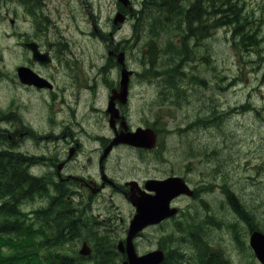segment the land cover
Masks as SVG:
<instances>
[{
    "label": "rangeland",
    "instance_id": "1",
    "mask_svg": "<svg viewBox=\"0 0 264 264\" xmlns=\"http://www.w3.org/2000/svg\"><path fill=\"white\" fill-rule=\"evenodd\" d=\"M75 1L73 7L76 20L69 29L74 46L70 51L79 57L70 62L73 68L69 75L74 83L72 88L69 87L67 90V99L69 104H75L73 110L77 113L74 118L73 112L65 108L63 113L58 114V122L68 121L76 132L75 137L78 134L81 136L78 142L82 154L71 161L72 165L67 170L84 174L88 169V174L94 179L96 175L93 174L92 165L89 166L87 161L90 159L94 162L101 155V141L96 137L106 135V132L101 129V123H96L97 116H94L95 112L91 110V106L95 105L96 94L100 101L97 106L102 105L103 96L109 93L110 87L116 83L114 81L118 80V72L113 73L106 67V71L97 74V65L105 63L99 61L95 54H101L102 50L101 46L89 36V29L97 21L103 29L112 34L117 26H121L115 31L117 37L131 39L128 42L122 40L126 45L138 39L137 48L140 57L146 52L143 49L146 46L143 44L145 40L152 41L150 50H153L154 46L163 45L167 40H171L169 44L173 43L177 36H173L174 32L169 31L155 35L160 30L155 26L152 29V39H146V27L150 18H153L154 22L155 19L159 20V26L168 28L169 25L164 21V12L158 13L154 8L149 14L143 5L140 7L142 0H129L126 6L128 19L123 24H117L115 28L111 27V20L114 18L115 9L118 6L123 7L120 2L117 0L87 2L86 5L91 12L89 23V19L86 18L87 10L82 9L83 4L78 3V0ZM237 2L243 18L250 26L249 30H253L257 35V47H247V50L241 49L240 46L234 47L228 37L230 31L228 28H214L210 33L214 35L216 32L217 37L211 36L203 41V45L200 43L202 45L199 48V54L202 56L200 66L184 64V76L173 69L175 62L170 65L164 64L163 70L167 72L163 79L156 74L155 65L148 66L147 58L142 62V59L135 56V59L125 61L127 68L134 70L136 76L130 87L128 110L130 126L144 127L146 123H153L163 128L173 127L182 123L183 119L191 118L192 112L200 113L199 108L204 107L205 103L212 104L216 116L215 126L211 131H208L207 127L200 128L203 123L196 121L195 138L197 139L193 142L190 139L192 137L188 135L178 146H171L172 141L169 147L164 143L165 146L163 145L155 155L146 154L132 147L117 148L111 153L104 172L111 179L117 178V183L120 185L132 178L149 179L174 173L182 176L195 193L194 197H183L177 205H173L180 210L177 217L148 228L134 241L138 254L152 251L158 248V245H161L165 252L169 251L170 246L166 239L177 238L179 230L185 228L191 216L193 218L190 223L199 218L211 217L217 220L222 217L223 223L234 221L233 223L239 228V240H243V248H240L235 241L230 225L218 230L207 224L209 227L206 226L204 229L203 239L222 250L231 264H259L248 246V237L250 231L258 230L264 233V0H237ZM142 8L143 12L139 13ZM172 16L175 21L179 15ZM181 20L183 22V17ZM4 26L0 24V53L6 59L7 54H12L15 48L4 38L3 34L10 32L8 28H3ZM5 44L8 45L6 48H4ZM130 53L133 56L136 52L130 47ZM171 53L174 54V50H171ZM188 53L192 57V52ZM151 55L153 56V53ZM181 56L182 51L178 50L172 58L178 57L179 60ZM154 59L156 63L164 60L158 53ZM15 64L18 63L9 60L0 61V71L11 69ZM82 78L87 82L86 91H81V84L78 83ZM166 80L177 85L178 96L175 101L170 100ZM59 87H63L62 83ZM96 90L98 92L95 94ZM4 96L5 85L0 81V109L5 107ZM172 103H179L176 105L178 108L172 107ZM245 104H248L249 108L244 109ZM79 109L89 119H82ZM22 116L32 130L37 132L35 138L27 139L23 133L24 128L17 137V143L25 152L41 156V159L30 163L31 170L35 175L55 177L52 158H55L56 142L52 143V137L45 139L44 136L48 134L52 136V131L60 130L62 126L52 124L49 119L50 111L44 113L41 118L36 116L35 109L31 113L26 112L25 109L22 110ZM80 123L84 124V130L80 129ZM187 150L201 154L198 153L191 160H182V154ZM189 161L190 165L185 168ZM74 194H76L73 198L75 207L84 206L79 208L88 212L86 219H95V231L98 236H113L115 244L125 237L128 221L133 214L127 200L110 188L90 198L87 191H80L79 195L77 192ZM40 204L39 200H34L25 202L22 208L25 212H29ZM225 205H228V210ZM226 215L228 218H224ZM101 228L110 229V232H99ZM88 235L91 234L89 232L81 234L75 250L80 249L82 241H87L92 248L90 241L85 239ZM183 235L180 236L185 238ZM188 248L189 246L183 248L185 255L191 254ZM122 260H117L116 264H121Z\"/></svg>",
    "mask_w": 264,
    "mask_h": 264
},
{
    "label": "trees",
    "instance_id": "2",
    "mask_svg": "<svg viewBox=\"0 0 264 264\" xmlns=\"http://www.w3.org/2000/svg\"><path fill=\"white\" fill-rule=\"evenodd\" d=\"M143 7L149 14L154 8L158 13L164 12V21L169 25L168 28L159 26V20L155 19L154 22V19L150 18L146 27V39H152V29L155 26L160 29L155 35L169 31L174 32L173 36H177L173 43L169 44L171 40H167L163 45L154 46L153 50H150L152 41L143 42L147 50L142 62L147 58L148 66L155 65L156 74L163 79L167 72L162 68L164 64L175 62L173 69L182 76L185 75L184 64L200 66L202 56L199 54V48L205 39L217 37L216 32L214 35L210 33L214 28H228V37L234 47L240 46L241 49L247 50V47L258 46L257 35L253 30H249L250 26L243 18L237 0H145ZM141 12L143 10L139 11ZM172 15L179 16L173 21ZM171 50H174V54L181 50V58H172L174 54ZM189 51L192 52V57L189 56ZM157 53L163 57V62H155L154 56ZM166 86L169 88L170 100H177V85L171 81ZM178 104L172 103L171 106L177 109ZM245 106L244 109L249 108L248 104ZM150 127L157 135L156 146L151 152L163 148V142L165 138H169L167 134L170 132L179 136V139L188 136L184 127L178 128V124L171 129L153 123ZM193 132L194 129L189 130V134ZM13 138L14 136L8 140L3 129H0V264H116L122 255L116 251L113 236H98L95 231V219H86L88 212L79 208L84 206L75 207L67 198L72 195V184L56 183L50 175H35L27 165L30 159L8 147L14 143ZM198 153L200 152L184 151L182 160L197 156ZM34 200H39L40 206L25 212L22 205ZM225 208L228 210V205H225ZM192 218L193 216L184 229L179 230L177 238H167L172 248L162 264H231L222 250L203 239L202 233L206 226L209 227L207 224L218 230L230 225L235 241L243 248V240H239V228L234 221L223 223L222 217L217 220L207 217L190 223ZM109 230L101 228L99 232H110ZM84 232L91 234L85 239L90 241L93 250L87 257L79 255L75 250ZM181 234H184L185 238L180 236ZM184 246H189L191 254H184ZM3 250L7 252L4 253Z\"/></svg>",
    "mask_w": 264,
    "mask_h": 264
},
{
    "label": "flooded vegetation",
    "instance_id": "3",
    "mask_svg": "<svg viewBox=\"0 0 264 264\" xmlns=\"http://www.w3.org/2000/svg\"><path fill=\"white\" fill-rule=\"evenodd\" d=\"M73 2L76 1L0 0V24H4L6 27L4 26L3 28H8L10 31L9 33L3 34V36L15 48L12 54H7L6 59L0 53V61L9 60L18 63L11 69H3V71H0V81L5 85V107L0 109V127L3 129L4 135L8 140H11L14 136V143L8 147L25 156V151L17 143V137L24 128L23 133L27 139L35 138L37 136L35 133L37 132L33 131L30 125L25 122L22 116V110L26 109V112L30 111L31 113L35 109L36 116L41 118H43L44 113L47 114L50 111L51 117L49 119L52 124L62 126L60 130L52 131V136L49 134L44 136L45 139L52 137V143L56 142L54 149L55 158H52V164H54L56 170V182L72 181L76 186V191L79 193L80 191H87L89 198L92 194L100 195L104 193L106 188H110L129 202L132 199L140 197V195H144L145 179L132 178L130 181H125L120 185L117 183V178L112 177L111 179L104 174L105 164L109 161L111 153L117 148L130 147L125 143H114L116 139L138 128V126H130L129 122L130 92L128 91L126 102L121 103L117 97L119 93L118 83H114L110 87L109 93H105L100 107L97 106L100 104V101L98 100L99 96L96 94L98 92L96 90L95 105L91 106V110L95 112L94 116H97L96 123H101V129L106 132V135H102L101 137L97 136L96 139L101 141V149H104L108 144L111 146L112 149L109 155L103 160H100L101 155H99L94 162L88 159L87 162L89 166L92 165L91 169L94 170L93 174L96 175L94 179H92L93 176L88 174V169H86L84 174H76L67 170L72 165L71 161L77 155L82 154L80 143L78 142L81 136L78 134L75 137L76 132H74L71 127L72 124L68 121L58 122V114L60 112L63 113L65 108H69L73 112L74 118L77 113V111L75 112L73 110L75 104H69L67 99V90L69 87L72 88L74 83L69 75L73 68L70 62L72 59L79 57L70 51V48L74 46V42L69 34V29L73 27V22L76 20ZM77 2L83 4L82 9L87 10L86 18L89 19L90 23L91 12L88 10L86 4L87 2H91V0H78ZM97 7L99 6L97 5ZM118 13L123 15L125 18L124 22H126L128 19L126 8L118 6L115 9L114 15ZM111 23V27L115 28L117 26V24L113 23V20H111ZM120 27L117 26L112 34L103 29L99 21H97L89 29V36L101 46L102 50L101 54H95L98 56L99 61L105 63L97 65V74L102 72L103 69L106 71V67L111 72L116 73L119 71L121 66L117 61L120 53L123 54L124 59L122 65H125L126 59H135V56L141 59L137 48L139 44L138 39H135L133 43L130 42L127 46L124 41L128 42L131 39L128 40L126 37L125 39H120L116 35L115 31ZM86 36H88L87 33ZM122 40L124 41L122 42ZM7 46L5 44L4 48ZM130 47L136 52L133 56L130 53ZM18 68L25 72L22 78L18 75ZM127 69L130 70V68ZM133 77L134 74L132 72L128 90L131 87ZM60 83L63 85L62 88L59 87ZM78 83L81 84V91H86L87 82L82 78L79 79ZM38 84L41 85L37 86ZM112 96L114 97L112 100L113 114H110L107 112L106 107ZM83 114L80 111L82 119H89L87 115ZM83 123H80L79 126L81 130H84ZM65 153L67 154L64 157ZM36 157L33 156V158ZM38 158L41 159V156ZM102 174L105 175L103 178L104 181L102 180ZM170 175L175 174L170 173L167 176L155 177L153 179H162ZM194 196L195 193L192 197ZM183 197L185 196L180 195L174 198L171 201V205H177ZM131 210L133 213L132 208ZM177 210L179 213L180 210L178 207Z\"/></svg>",
    "mask_w": 264,
    "mask_h": 264
},
{
    "label": "water",
    "instance_id": "4",
    "mask_svg": "<svg viewBox=\"0 0 264 264\" xmlns=\"http://www.w3.org/2000/svg\"><path fill=\"white\" fill-rule=\"evenodd\" d=\"M124 5L126 0H119ZM124 17L117 14L113 20L114 23L122 22ZM123 57L119 55L118 62L122 63ZM25 72L18 69V75L22 78ZM27 74V73H26ZM131 74L125 68L121 70L120 79V93L118 97L122 103L125 102L126 88L128 83V76ZM40 85V84H39ZM107 106V112L113 114L112 99ZM155 136L149 129L138 128L135 132L124 134L122 137L116 139L114 143H126L136 147L152 148L154 145ZM111 146L109 145L103 152L102 158L106 156ZM145 189L148 191L144 195L136 199H132L131 204L135 208V214L129 222L125 241L119 240L117 242V251L126 254V260L122 264H160L164 255L161 250L148 252L144 255L138 256L135 253L132 240L136 235L143 230L146 226L157 224L162 220L173 216L176 213L175 208L169 207V202L181 195H191V191L181 178L169 177L164 180H148L145 182ZM153 192L154 194H152ZM249 245L253 250L256 259L264 264V235L260 232L254 231L250 234ZM81 255H88L90 249L87 247L86 242L82 243V248L79 251Z\"/></svg>",
    "mask_w": 264,
    "mask_h": 264
},
{
    "label": "bare ground",
    "instance_id": "5",
    "mask_svg": "<svg viewBox=\"0 0 264 264\" xmlns=\"http://www.w3.org/2000/svg\"><path fill=\"white\" fill-rule=\"evenodd\" d=\"M241 1V0H240ZM198 4V3H197ZM204 6V5H203ZM194 8V7H193ZM215 8V7H214ZM183 11V10H182ZM195 12V11H194ZM152 22V21H151ZM159 27V26H158ZM187 29V28H186ZM159 30V29H158ZM157 34V33H156ZM164 36V35H163ZM149 37H150V35H149ZM162 37V36H161ZM133 38V37H132ZM177 38V37H176ZM166 43V42H165ZM128 45V44H127ZM144 49V48H143ZM163 50V49H162ZM166 52V51H165ZM169 53V52H168ZM144 55H145V53H144ZM126 56V55H125ZM164 56V55H163ZM126 61V60H125ZM168 66V65H167ZM163 68V67H162ZM179 69V68H178ZM142 70V69H141ZM139 72V71H138ZM166 74V73H165ZM136 77V76H135Z\"/></svg>",
    "mask_w": 264,
    "mask_h": 264
}]
</instances>
